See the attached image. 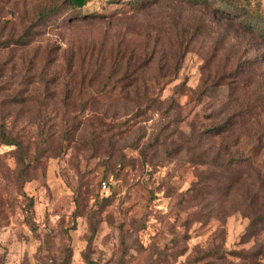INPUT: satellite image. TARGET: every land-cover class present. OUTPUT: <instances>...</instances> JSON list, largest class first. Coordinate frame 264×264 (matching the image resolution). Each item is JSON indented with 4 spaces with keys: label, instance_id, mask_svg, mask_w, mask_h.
<instances>
[{
    "label": "rangeland",
    "instance_id": "374dc122",
    "mask_svg": "<svg viewBox=\"0 0 264 264\" xmlns=\"http://www.w3.org/2000/svg\"><path fill=\"white\" fill-rule=\"evenodd\" d=\"M254 24L217 0H0V264H264Z\"/></svg>",
    "mask_w": 264,
    "mask_h": 264
},
{
    "label": "trees",
    "instance_id": "16d2710c",
    "mask_svg": "<svg viewBox=\"0 0 264 264\" xmlns=\"http://www.w3.org/2000/svg\"><path fill=\"white\" fill-rule=\"evenodd\" d=\"M190 1L198 2V3L199 2L208 3L210 0H190ZM86 2H87V0H70L71 4H74L78 7L83 6ZM217 2H220L221 6L224 9H232L235 12V16H237L238 19L240 18L243 21L247 22L248 27L255 26L254 23H256L257 26L260 28V29H258L259 34L264 37V27L263 26L260 27V25H258V23H260L264 20L263 15L261 13H259V12L239 13L240 8H243V6H244V4L242 3L241 0H217ZM47 14L48 13H43L42 15H47ZM0 140L6 144L12 143V139H10L9 137L6 136V133L4 131V127L1 124H0ZM218 258L219 259L223 258V260H224V258H226V257L224 255L223 256L218 255ZM244 258H247V257H244ZM251 264H260V263H255L252 260Z\"/></svg>",
    "mask_w": 264,
    "mask_h": 264
},
{
    "label": "built area",
    "instance_id": "2783aa9c",
    "mask_svg": "<svg viewBox=\"0 0 264 264\" xmlns=\"http://www.w3.org/2000/svg\"><path fill=\"white\" fill-rule=\"evenodd\" d=\"M107 186L106 182H102V188H105Z\"/></svg>",
    "mask_w": 264,
    "mask_h": 264
}]
</instances>
